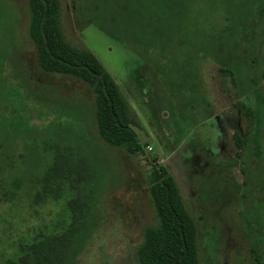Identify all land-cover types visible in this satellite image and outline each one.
<instances>
[{
    "label": "rangeland",
    "instance_id": "374dc122",
    "mask_svg": "<svg viewBox=\"0 0 264 264\" xmlns=\"http://www.w3.org/2000/svg\"><path fill=\"white\" fill-rule=\"evenodd\" d=\"M80 2L87 18L91 6L118 4ZM59 3L65 41L92 53L116 82L137 120L133 131L142 149L128 155L101 141L91 90L72 77L38 68L27 35L26 0H0L12 20L10 27L0 26L5 56L0 62V158H14L0 170V264L16 254L20 242L52 227L65 213L63 199L33 202L48 161L44 142L57 117L102 163L99 224L75 264H137L135 250L144 229L156 224L147 194V175L156 164L172 176L195 222L199 264H252L255 247L241 170L248 165L247 172H264V1L252 11L238 45L247 70L241 78H222L220 64L199 54L197 48L219 42L205 21L181 45L156 43L143 51L88 26L78 0ZM234 133L249 139L254 154L247 162L232 143ZM256 196L263 198L264 191Z\"/></svg>",
    "mask_w": 264,
    "mask_h": 264
},
{
    "label": "trees",
    "instance_id": "16d2710c",
    "mask_svg": "<svg viewBox=\"0 0 264 264\" xmlns=\"http://www.w3.org/2000/svg\"><path fill=\"white\" fill-rule=\"evenodd\" d=\"M78 1L81 18L88 26L95 25L104 34L143 51L156 43L181 45L190 40L188 36L200 21H205L208 29L217 31L215 40L219 42L197 48L199 54L205 53L220 64L222 78H241L247 70L238 45L252 11L264 0H117L118 4L110 9L91 6L89 18L84 13L85 6ZM26 2L27 35L38 68L86 85L94 95V121L101 141L128 155L138 154L142 147L133 131L136 118L118 85L95 56L65 41L59 0ZM8 22L12 24L10 15L0 8V26L7 27ZM4 59L0 51V62ZM56 120L44 142L48 161L37 178L33 202L63 199L65 213L52 227L39 229L33 238L20 242L16 254L4 264H75V257L99 224L95 218L102 175L100 158L67 122H61L59 117ZM232 143L236 150L243 151L242 161L253 157L249 139L234 133ZM13 159L12 155L1 157L0 170L13 164ZM245 168L241 170L243 197L249 205L245 217L251 224L250 242L255 247L250 256L252 264H264V197L256 196L264 191V172H247ZM147 182L156 224L144 229L135 250L137 264H199L196 225L182 204L174 179L165 167L156 164Z\"/></svg>",
    "mask_w": 264,
    "mask_h": 264
},
{
    "label": "flooded vegetation",
    "instance_id": "af4514ba",
    "mask_svg": "<svg viewBox=\"0 0 264 264\" xmlns=\"http://www.w3.org/2000/svg\"><path fill=\"white\" fill-rule=\"evenodd\" d=\"M241 41V40H240Z\"/></svg>",
    "mask_w": 264,
    "mask_h": 264
}]
</instances>
